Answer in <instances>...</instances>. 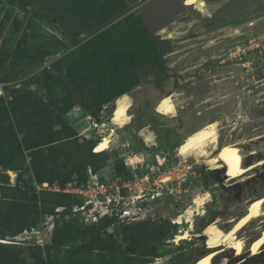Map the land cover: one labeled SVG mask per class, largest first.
Wrapping results in <instances>:
<instances>
[{
	"label": "rangeland",
	"instance_id": "374dc122",
	"mask_svg": "<svg viewBox=\"0 0 264 264\" xmlns=\"http://www.w3.org/2000/svg\"><path fill=\"white\" fill-rule=\"evenodd\" d=\"M157 1L146 4L150 6ZM163 1L170 5V12L154 21L145 20L156 35L169 40L172 46V52L166 56L171 78L158 87L152 76L146 77L128 95V119L121 127L111 122L113 104L103 109L99 119L89 116L78 106L64 116L79 142H99L110 136L109 148L102 152V160L93 169L108 182L123 180L120 174H126L118 173V167L127 169L131 179L129 187L123 189V195L129 200L128 208L133 210L142 201L141 218H150L154 222L167 220L177 226L176 236L160 248L168 251V255L150 264H170L171 258L179 253L183 254V259L202 257L209 251L206 237L202 240L197 237L203 232L196 234L202 219L218 223L225 232L232 220L248 211L251 202L264 196V0H204L205 13L194 6L185 7L182 0ZM5 8V3L0 0V25L2 20L7 21L4 22L5 29L13 30L15 23L4 19ZM23 18L24 15L19 13L18 20ZM41 32L52 33L61 38L69 50L75 49L60 32L48 27ZM19 40L23 41L20 37ZM60 56L61 53L15 81L0 82V98L11 100L24 79L51 68ZM55 71L51 68L49 72L55 75ZM29 90L47 105L64 94L61 86L54 85L53 81L46 85L44 78ZM166 96H171L175 105L172 115H160L155 111L158 102ZM209 123L217 126L219 145L239 146L245 156L243 166L261 164L231 180L222 168L208 164V156L183 158L176 149L166 153L157 150L166 137L180 143ZM153 130H157L158 137ZM170 132L175 135L169 136ZM143 136H148L149 141H144ZM251 152L253 154L249 155ZM26 182L27 177L22 186ZM34 187L38 191L39 185L34 184ZM140 194L142 199H135ZM195 198H205L199 208L193 204ZM179 217L181 221L177 223ZM188 219L190 221H186ZM126 225L114 221L102 230V238L112 235L121 242V229ZM260 228L257 223L250 224L238 237L244 238L248 246ZM183 233H188L186 239L178 240ZM192 240L195 245L191 248L188 245ZM180 245L184 247L181 252L176 249ZM20 248L24 262L32 264V247L23 244ZM257 249L246 247L243 253L238 249L222 257L228 261L226 264H264V249L260 254ZM214 260L212 264H220L221 256Z\"/></svg>",
	"mask_w": 264,
	"mask_h": 264
},
{
	"label": "trees",
	"instance_id": "16d2710c",
	"mask_svg": "<svg viewBox=\"0 0 264 264\" xmlns=\"http://www.w3.org/2000/svg\"><path fill=\"white\" fill-rule=\"evenodd\" d=\"M2 1L6 5L4 19L12 20L15 28L6 30L7 21H1V83L31 74L52 57L61 56L51 64L55 75L49 72L51 68L44 69L24 79L11 100L0 98V168L18 174L16 187L0 186V240L37 226L42 217L65 207L55 220L51 243L44 250L30 249L32 264H150L167 256L169 252L160 248L177 234V226L169 221L147 218L130 223L121 229L118 243L112 235L105 239L101 235L114 219L84 224L71 212L82 203L80 199L63 192L36 191L34 184L41 187L47 183L63 190L69 183L79 186L87 181L88 167L93 169L102 160V152H94L98 141L77 140L65 114L78 106L99 119L105 107L129 95L146 77L152 76L160 87L171 78L166 65V56L172 52L169 40L155 34L143 12L131 13L124 0ZM128 1L139 6L145 0ZM19 13L24 15L21 21ZM44 27L60 32L75 49L69 50L52 33H42ZM83 36L86 38L81 40ZM42 78L46 85L53 81L61 86L65 95L48 105L36 99L29 88L38 86ZM153 131L158 137L157 130ZM181 144L166 137L157 150L166 153ZM122 172L124 181L131 179L127 169L118 167V173ZM207 223L202 219L196 234ZM194 241L188 246L192 248ZM183 248L176 249L181 252ZM22 254L20 246L0 243V264H26ZM198 259H183L179 253L170 264H194Z\"/></svg>",
	"mask_w": 264,
	"mask_h": 264
},
{
	"label": "bare ground",
	"instance_id": "6f19581e",
	"mask_svg": "<svg viewBox=\"0 0 264 264\" xmlns=\"http://www.w3.org/2000/svg\"><path fill=\"white\" fill-rule=\"evenodd\" d=\"M184 5L194 6L201 13H205L206 3L204 0H185ZM114 105L111 122L121 127L125 124L124 120L128 119L127 112L130 108L128 95L119 97ZM155 111L160 115L174 114L175 105L173 104L171 96L163 97L155 107ZM143 137L144 141H149L150 139L148 136ZM111 142L110 136L103 137L94 148V152H104L109 148ZM176 151L178 155L183 158L192 155L210 157L208 164L213 165L214 168L224 167L226 175L231 180L243 176L245 173L261 164V162H257L247 167L242 166L245 156L243 157L238 145L218 144V130L215 123H209L189 134ZM252 154L253 152L249 153V155ZM162 182H164V180H162ZM207 196L208 194H206L205 198ZM205 198H195L193 201V204H195L194 206L199 208L203 204ZM180 221L181 217L178 218L177 223H180ZM186 221H190V219ZM253 223L259 224L261 228L255 233L257 236L253 237L254 239L251 238V243L249 242L250 244L246 246V240L242 237H238V235L245 227ZM217 224L216 222H212L204 229L203 236L207 239V249L212 251L202 256L195 264H212L213 260L220 256V264H226L228 261L223 258L224 254L238 249H241L243 253L246 247L252 248L255 246L258 248L257 254H260L264 249V196L251 202L248 211L240 218L232 220L230 222L231 226L225 232ZM187 234L188 233H183L179 235L177 239H186Z\"/></svg>",
	"mask_w": 264,
	"mask_h": 264
},
{
	"label": "built area",
	"instance_id": "2783aa9c",
	"mask_svg": "<svg viewBox=\"0 0 264 264\" xmlns=\"http://www.w3.org/2000/svg\"><path fill=\"white\" fill-rule=\"evenodd\" d=\"M151 0H145L139 6L148 3ZM125 165L126 162H125ZM161 164H158V166ZM87 181L82 185L69 183L61 190L58 186L50 187L47 183H44L41 187H38V191L41 189L63 192L71 194L81 200L80 205L72 207V216H78L84 224H95L103 219H114L115 222L121 224H130L133 222H139L145 220L140 214L143 212L144 202H140L134 209L128 208L129 200L127 196L123 195V189L128 188V182L124 180L116 179V181L102 180L97 171L88 167L87 169ZM137 196L135 199H142ZM65 210V207H58L55 209V214L46 215L44 219L35 227L23 230L20 234L14 237H8L5 242L8 245L21 246L26 245L29 247L44 248L49 245L52 240L53 230L55 228V220L59 217V213Z\"/></svg>",
	"mask_w": 264,
	"mask_h": 264
},
{
	"label": "water",
	"instance_id": "95a60500",
	"mask_svg": "<svg viewBox=\"0 0 264 264\" xmlns=\"http://www.w3.org/2000/svg\"><path fill=\"white\" fill-rule=\"evenodd\" d=\"M125 2H126V4H127V7H128V9L130 10V12L131 13H133V14H135V15H141L142 14V12H143V9L144 8H146L148 5L147 4H144V5H142V6H135L134 4H132V3H130L128 0H124ZM185 0H182V2H184ZM185 7H190V6H186V5H184ZM104 29H106V28H104ZM104 29H102L101 31H103ZM100 31V32H101ZM114 104L112 105V111L114 110ZM91 117H94V114H92L91 115ZM250 165V164H249ZM249 165H244V167H247V166H249ZM243 166V165H242ZM221 171L222 172H224V169L222 168L221 169ZM18 185V176L17 175H15V174H12V172L11 171H8V170H4V169H2V168H0V186H7V187H16ZM212 222H210V223H207L206 224V226H205V228L206 227H208L210 224H211ZM204 228V229H205ZM204 229L202 230V232L204 231ZM199 239H204V236L203 235H199V236H197ZM209 251H212V250H209ZM208 251V252H209ZM204 256V255H203ZM200 258H202V257H200ZM199 258V259H200ZM198 259V260H199ZM197 260V261H198ZM196 261V262H197ZM195 262V263H196ZM194 263V264H195Z\"/></svg>",
	"mask_w": 264,
	"mask_h": 264
},
{
	"label": "flooded vegetation",
	"instance_id": "af4514ba",
	"mask_svg": "<svg viewBox=\"0 0 264 264\" xmlns=\"http://www.w3.org/2000/svg\"><path fill=\"white\" fill-rule=\"evenodd\" d=\"M164 3L165 2L163 0H158L157 2H154L152 5L144 8L143 13H144L145 18L154 21L157 18L164 16L165 12L166 13L170 12V5L164 4ZM211 174L213 173L211 172ZM260 197L261 196H259L258 198Z\"/></svg>",
	"mask_w": 264,
	"mask_h": 264
},
{
	"label": "crops",
	"instance_id": "0c3cea01",
	"mask_svg": "<svg viewBox=\"0 0 264 264\" xmlns=\"http://www.w3.org/2000/svg\"><path fill=\"white\" fill-rule=\"evenodd\" d=\"M145 22H146V20H145Z\"/></svg>",
	"mask_w": 264,
	"mask_h": 264
}]
</instances>
